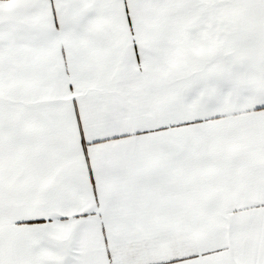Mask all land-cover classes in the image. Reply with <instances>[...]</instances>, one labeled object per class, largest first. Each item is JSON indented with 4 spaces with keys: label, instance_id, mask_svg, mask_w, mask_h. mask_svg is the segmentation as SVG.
<instances>
[{
    "label": "snow or ice",
    "instance_id": "1",
    "mask_svg": "<svg viewBox=\"0 0 264 264\" xmlns=\"http://www.w3.org/2000/svg\"><path fill=\"white\" fill-rule=\"evenodd\" d=\"M0 264H264V0H0Z\"/></svg>",
    "mask_w": 264,
    "mask_h": 264
}]
</instances>
